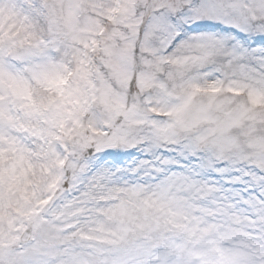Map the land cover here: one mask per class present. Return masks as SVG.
Segmentation results:
<instances>
[{
  "label": "snow or ice",
  "instance_id": "1",
  "mask_svg": "<svg viewBox=\"0 0 264 264\" xmlns=\"http://www.w3.org/2000/svg\"><path fill=\"white\" fill-rule=\"evenodd\" d=\"M0 264H264V0H0Z\"/></svg>",
  "mask_w": 264,
  "mask_h": 264
}]
</instances>
